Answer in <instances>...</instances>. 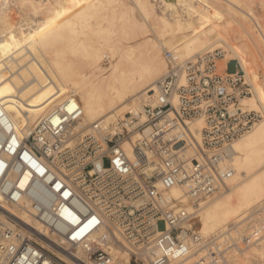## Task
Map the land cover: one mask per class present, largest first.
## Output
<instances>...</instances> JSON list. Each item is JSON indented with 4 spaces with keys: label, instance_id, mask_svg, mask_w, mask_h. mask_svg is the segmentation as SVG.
<instances>
[{
    "label": "built area",
    "instance_id": "built-area-1",
    "mask_svg": "<svg viewBox=\"0 0 264 264\" xmlns=\"http://www.w3.org/2000/svg\"><path fill=\"white\" fill-rule=\"evenodd\" d=\"M224 57L219 50L180 61L166 51L167 72L143 111L120 120L114 134L102 123L83 126L74 95L28 134L0 105V264H84L74 254L78 247L93 264H185L200 255L195 216L182 201L198 205L227 187L234 173L225 165L229 149L263 118L242 106L254 93L246 74L219 71ZM196 121L203 128L201 144L194 145L189 124ZM174 187L184 190L183 198L169 195ZM263 238L264 221L252 222L239 242L227 234L194 264H230L227 251Z\"/></svg>",
    "mask_w": 264,
    "mask_h": 264
},
{
    "label": "bare ground",
    "instance_id": "bare-ground-1",
    "mask_svg": "<svg viewBox=\"0 0 264 264\" xmlns=\"http://www.w3.org/2000/svg\"><path fill=\"white\" fill-rule=\"evenodd\" d=\"M130 1L141 20L130 15L124 0H0V105L18 131L28 134L61 99L74 95L84 112L83 126L102 123L114 134L120 120L143 111L156 82L167 72L166 51L180 61L229 51L246 77L248 69L255 77L259 70L264 75V25L245 0ZM13 9L22 16L16 24ZM113 33L128 41L119 50ZM234 40L242 45L236 48ZM102 43L108 45L103 48ZM105 59L107 68L102 65ZM225 68L230 71L229 63ZM262 97L264 92L256 90L242 106L257 108ZM189 128L193 144H201L202 121ZM124 148L131 155V145ZM194 152V147L188 148L187 154L193 157ZM228 153L225 165L234 173L227 187L198 205L182 201L195 216L193 230L202 238L195 249L202 258L211 242L222 246L227 234L239 242L252 222L264 221V120ZM169 195L183 198L184 190L174 187ZM258 212L262 216L256 218ZM22 218L43 230L38 220ZM104 235L102 231L100 237ZM52 239L63 245L61 237ZM74 254L84 264H93L83 247ZM118 254L130 262L123 250ZM200 255L185 264H194ZM226 255L230 264H264V238Z\"/></svg>",
    "mask_w": 264,
    "mask_h": 264
},
{
    "label": "rangeland",
    "instance_id": "rangeland-1",
    "mask_svg": "<svg viewBox=\"0 0 264 264\" xmlns=\"http://www.w3.org/2000/svg\"><path fill=\"white\" fill-rule=\"evenodd\" d=\"M36 1L38 3L41 2V0H36ZM124 2H125V4H127L128 8L131 9V10L129 9L130 15L131 16H135L139 20H141L140 14H139L137 8L135 7V5H133L132 1L124 0ZM244 3H247L248 5L249 4L251 5V6L250 5L249 6H250V8H252L251 10H252V12H254L253 13L254 16L259 20L260 25L263 26L264 25V0H245ZM11 17L13 18L12 21L14 22V24H16L19 20H22V16L18 13V11L16 9L12 10ZM35 20L37 22H40V16L37 15L35 17ZM112 41L116 42L118 50H119V46L126 45L127 42H128L127 40L122 38L118 33H113ZM233 44H234V46L236 48H239L242 45V42L234 40ZM107 45H108V43L100 44V46L103 47V48L106 47ZM221 51H223V50H221ZM233 58H234L233 53L229 52V51H226L224 59L218 63L219 71L223 72V73L225 71H227L225 67H226V65L228 63H229V67H230V71L228 70V72H232L233 73L236 70H240L241 69L240 66H239V62L240 61L239 60L232 61ZM102 65H103L104 68H107L108 65H109L108 59H105L104 62L102 63ZM248 72L249 73H248L247 77L249 79V82L254 87V94H255L256 90L257 91H261L262 90L264 92V75H263V72L259 70L257 72V74H256V77H255V73H253V71L251 69H248ZM261 101L262 102H260V101L258 102V107L257 108H251V109L255 110V111H258V112L260 111L262 113V115H263V118L261 119V121H263L264 120V97H262ZM195 230H196V227H195Z\"/></svg>",
    "mask_w": 264,
    "mask_h": 264
}]
</instances>
